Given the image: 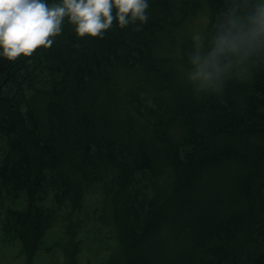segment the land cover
Segmentation results:
<instances>
[{"label":"trees","instance_id":"16d2710c","mask_svg":"<svg viewBox=\"0 0 264 264\" xmlns=\"http://www.w3.org/2000/svg\"><path fill=\"white\" fill-rule=\"evenodd\" d=\"M148 4L147 23L114 22L103 39L65 19L51 48L0 55V232L32 257L60 224L80 247L92 201L126 264L165 228L170 263L264 264V63L196 93L187 53L225 0Z\"/></svg>","mask_w":264,"mask_h":264},{"label":"clouds","instance_id":"9594fccd","mask_svg":"<svg viewBox=\"0 0 264 264\" xmlns=\"http://www.w3.org/2000/svg\"><path fill=\"white\" fill-rule=\"evenodd\" d=\"M225 3L210 38L195 36L187 53L186 78L196 93L220 92L233 72L264 63V0ZM148 8V0H61L51 6L44 0H0V55L15 61L38 48H51L65 19L78 37L103 39L114 22L120 29L147 23Z\"/></svg>","mask_w":264,"mask_h":264},{"label":"rangeland","instance_id":"374dc122","mask_svg":"<svg viewBox=\"0 0 264 264\" xmlns=\"http://www.w3.org/2000/svg\"><path fill=\"white\" fill-rule=\"evenodd\" d=\"M91 200V199H90ZM88 200V202L90 201ZM92 201L87 203L78 218L81 223L77 224V228L74 229L78 232L77 240H82L80 247H77L73 240L72 234H63V227L57 224L50 229L45 237V244L40 248L34 256H28L25 246L21 241L19 242L14 237L6 234V232H0V264H108L111 257L115 260L109 264H126L125 252L126 247L119 240L113 237L111 228L106 226L102 229V232L96 234L95 230L98 224V217L95 218V224L93 222V210L91 207ZM98 216L107 221L112 216V211L109 205H102L99 209ZM101 228V227H100ZM170 228H165L161 239L164 245L150 240L152 245L143 244V247L135 251V254L140 256L141 264H177L174 259L170 263V238L164 240L170 235ZM163 246V248H160ZM67 250V251H66ZM169 253H168V252ZM68 252V253H67ZM71 255V260L68 255ZM160 257V258H158ZM166 257V259L162 258ZM121 258V259H118ZM129 260H139L133 254L129 257ZM70 260V262H69Z\"/></svg>","mask_w":264,"mask_h":264}]
</instances>
